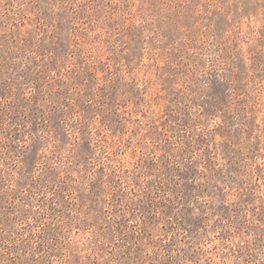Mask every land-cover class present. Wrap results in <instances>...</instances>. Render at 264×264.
Segmentation results:
<instances>
[{"label":"rangeland","instance_id":"1","mask_svg":"<svg viewBox=\"0 0 264 264\" xmlns=\"http://www.w3.org/2000/svg\"><path fill=\"white\" fill-rule=\"evenodd\" d=\"M0 264H264V0H0Z\"/></svg>","mask_w":264,"mask_h":264}]
</instances>
